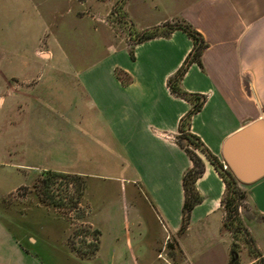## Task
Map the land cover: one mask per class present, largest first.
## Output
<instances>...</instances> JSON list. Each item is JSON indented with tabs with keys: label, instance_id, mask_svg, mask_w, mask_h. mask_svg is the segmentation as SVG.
Here are the masks:
<instances>
[{
	"label": "crops",
	"instance_id": "0c3cea01",
	"mask_svg": "<svg viewBox=\"0 0 264 264\" xmlns=\"http://www.w3.org/2000/svg\"><path fill=\"white\" fill-rule=\"evenodd\" d=\"M1 1L0 33L25 30L21 25L26 15L19 9L10 12L9 3L5 12V0ZM153 1L157 13L138 14L131 8L133 0H126V18L137 30L184 21L201 35L205 46L199 60L190 62L180 78L184 91L205 96L191 115L188 131L229 170L221 154L225 138L249 121L264 120V0ZM41 8L37 20L44 38L38 36L32 48L17 43L12 57L5 55L20 71L17 76L13 71L0 72V104L5 92L17 96L22 111L28 108L31 113L28 122L49 129L40 134L48 137L51 170L83 176L85 191L96 178L123 185V192L116 189L104 206L116 209L123 202L136 207L140 198L163 226L165 238L175 235L173 256L162 255L165 264H211L204 256L208 250L220 251V264H232L233 236L223 226L221 204L225 184L207 158L201 159L203 171L194 183L202 198L179 232L182 178L192 161L178 127L191 104L171 92L168 80L191 51V38L174 29L122 43L103 22L105 8L97 0H54ZM47 26L55 31L53 45ZM75 34L88 37L87 48L80 52L70 45L71 53H64L63 37L72 42ZM43 39L44 48L36 53ZM29 64L55 66L43 80L26 75ZM113 161L115 168L110 169ZM237 182L247 203L244 211L239 207V215L258 252L251 256L245 245L248 260L237 264H252L264 258V175L249 183ZM194 225L201 234L186 248L182 241H190ZM10 239L15 256L10 264H41L29 249ZM156 249L160 255L162 247Z\"/></svg>",
	"mask_w": 264,
	"mask_h": 264
},
{
	"label": "rangeland",
	"instance_id": "374dc122",
	"mask_svg": "<svg viewBox=\"0 0 264 264\" xmlns=\"http://www.w3.org/2000/svg\"><path fill=\"white\" fill-rule=\"evenodd\" d=\"M52 1L5 0V12L9 3L10 12L19 9L18 13L25 14L26 20L21 25L25 30L0 33V61L5 60V64H0V72L13 71L19 75L18 65L5 55L11 58L12 48L17 43L25 42L32 48L38 36L44 38L39 34L38 12ZM97 1L105 8L103 22L122 43H131L142 31L135 29L127 20L123 8L126 0ZM152 2L157 4L153 0H133L131 8L138 14L157 13ZM3 5L0 0V12ZM46 30L52 44L51 33L55 31L48 26ZM163 32L162 28L157 31L159 34ZM63 39L62 51L66 54L73 50L70 45L80 52L87 48L88 37L85 35L75 34L72 42L68 37ZM43 42L44 39L36 53L43 50ZM26 52L30 56V49ZM56 56V53L52 56V62L56 61ZM54 66L29 64L25 72L31 78L44 80ZM3 96L4 101L0 104V264L15 262L10 250L11 237L29 249L41 264H165L162 255L173 256L175 235L165 238L163 226L156 222L140 198H136V207L125 206L123 202L116 209L104 206L105 200L112 197L116 189L123 192V185L111 178H96L85 191L83 176L61 172L53 174L48 137L40 134L49 129L43 124L37 128L34 122H28L31 113L28 108L22 111L17 96L6 92ZM185 144L202 160L206 159L199 149ZM112 163L110 169L115 168L114 161ZM239 203L244 211L247 208L244 193ZM241 229H246L243 221ZM189 232L190 241L188 238L182 241L186 248L188 243H193L194 237L201 234L197 225L192 226ZM232 236L238 262L247 261L242 231ZM156 247H162L160 255H157ZM219 255L218 250H208L204 256L211 264H220Z\"/></svg>",
	"mask_w": 264,
	"mask_h": 264
},
{
	"label": "trees",
	"instance_id": "16d2710c",
	"mask_svg": "<svg viewBox=\"0 0 264 264\" xmlns=\"http://www.w3.org/2000/svg\"><path fill=\"white\" fill-rule=\"evenodd\" d=\"M161 28L164 29V32L161 34L157 33V31L161 30ZM161 28L152 27L139 31L134 37V39H132L131 43L151 38L156 35H164L174 29L182 30L191 38L193 43L191 51L186 56L181 66L168 80V86L171 92L186 99L191 104L189 110L185 113V115L181 117L179 121V134L187 144H192L194 149H199L217 170L219 176L225 184V191L221 198V204L223 205L225 211L223 218V226L232 234H235L237 231H242L244 243L247 245L249 254L253 257H256L258 256V252L254 247V243L251 236L249 235L247 229H241L242 220L239 215L238 209L240 205V197H242V194L244 193L243 190L239 187L237 180L231 174V172L222 167V164L219 162L217 157L207 149V147L203 144L199 137L188 131L191 115L200 109L205 99V96L198 93H189L184 91L180 86V78L190 62L199 60L200 52L204 48L205 43L201 35L184 21H174L172 23H165ZM184 148L192 161V166L184 173L182 178V184L184 189V201L182 205V219L179 232L185 230L188 224L189 212L191 208L202 198V196L195 189L194 183L196 178L203 171V161L194 151L187 149V146H185ZM57 173V171L53 172V174ZM230 261L232 264L238 263V252L235 247L234 241L231 244ZM258 261L264 262V258L258 257L255 264Z\"/></svg>",
	"mask_w": 264,
	"mask_h": 264
},
{
	"label": "water",
	"instance_id": "95a60500",
	"mask_svg": "<svg viewBox=\"0 0 264 264\" xmlns=\"http://www.w3.org/2000/svg\"><path fill=\"white\" fill-rule=\"evenodd\" d=\"M222 159L233 176L249 183L264 175V120L254 119L227 136Z\"/></svg>",
	"mask_w": 264,
	"mask_h": 264
}]
</instances>
